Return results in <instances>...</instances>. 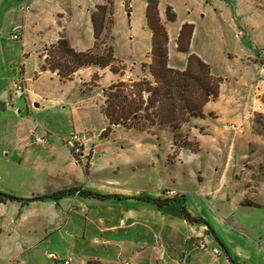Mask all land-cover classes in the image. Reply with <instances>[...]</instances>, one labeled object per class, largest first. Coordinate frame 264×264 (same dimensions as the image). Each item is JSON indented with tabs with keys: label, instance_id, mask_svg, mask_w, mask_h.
Instances as JSON below:
<instances>
[{
	"label": "crops",
	"instance_id": "0c3cea01",
	"mask_svg": "<svg viewBox=\"0 0 264 264\" xmlns=\"http://www.w3.org/2000/svg\"><path fill=\"white\" fill-rule=\"evenodd\" d=\"M261 1L233 0L229 4V9L225 7V16H222L218 14V10L215 8L216 2L213 0H157L158 17L168 37L167 66L175 70H183L188 56L192 54L206 63L210 74L219 79L217 97L204 105L202 117L196 119L209 118L222 126L240 124L241 128L234 131L221 129L225 133L231 132L232 138L239 141L238 151L242 154L239 161L248 158L246 153H243L244 146L249 143L248 136L251 133L260 135L251 125L254 115L250 116L246 124L242 121L243 115L255 109L264 113V64L258 60L259 58L253 56L254 52H250L252 49L258 50L262 44L250 45V39L256 27L248 16L242 15L244 12L241 13L240 8H246L251 14H253L252 11L258 9V12L254 14H259L264 9V1ZM139 2L138 5L136 0H111L108 2L110 8L107 14L112 19L120 12H126V15L130 16L133 13V8L140 6L150 42V31L145 21L146 1L139 0ZM252 5L255 7L254 9ZM97 6L105 8V0H0V29H6L8 37L13 29L21 27L19 30L21 51L32 42L35 49L36 45L38 46V51L35 50L34 53L37 58L39 55H43L44 51L55 43L60 35L66 38L74 50L85 51L94 46L92 14L96 12ZM106 10L107 8H105ZM167 14L172 15L171 20L167 18ZM107 18L104 12V21ZM224 25L230 28L235 40L239 41V35L242 33L247 36L249 41L245 44L246 47L242 41L236 42L241 52L228 51V56L221 52V59L219 56L218 59L220 62L223 61V69H220L219 64L216 66L217 51L213 48L215 46L207 39L213 34L223 35ZM198 33L202 34L199 36L200 40L197 39ZM107 44L111 45V41ZM180 56L181 58H179ZM175 58H178L181 63L177 64ZM228 59L232 60V65H226L229 63ZM38 61L39 66L42 59L38 58ZM119 61L122 60L119 59ZM147 63L149 60L145 64ZM128 66L131 69L136 67L135 64ZM139 71L141 69L135 74L127 73L131 77V81L135 80L134 76ZM40 72H49L59 79L55 72L47 70ZM95 72H99L102 79L108 72L111 77L116 75L112 74L108 68L84 67L76 71L71 80L61 81L59 79L57 86H63L65 82L76 81L78 94L81 98L77 101V107L90 108L91 104L88 102L98 99L103 89L101 88L96 95L85 94L82 85L89 81L90 76ZM141 73H148L147 69L145 68V72ZM144 74L143 76L146 77ZM125 75L118 79L124 80ZM49 80L52 81L51 78ZM101 102L99 100L98 104H93V106H98L95 107L97 108L95 110H98L97 115H101L100 117L105 120L100 110ZM60 104L61 106L67 105L61 100ZM34 106L37 107L38 104L34 102ZM77 107H71L69 111L64 112L68 113V116L75 115L76 119L79 110ZM70 121L73 124L71 118ZM41 123L44 125L43 127L40 128L37 125L30 131L31 137L32 134H35L36 129L41 131V135H46L45 133L51 135L53 129H48L46 123ZM217 128L214 127L213 130L217 131L219 129ZM113 129H118V126ZM127 130H135L154 138L153 135L145 131ZM164 131L170 135L167 129ZM189 134L201 146L204 145L203 139L209 138L210 130L198 127L191 130ZM95 136L96 134H91V136L84 135L81 138L83 150L80 157L87 156L88 161L81 160L77 164H86L85 169L97 165L93 159L96 152L95 149L93 152V147H95L99 135L97 138ZM53 142L55 143V141ZM55 150L56 148H53V151ZM15 151H17V147ZM108 163L112 166V162ZM99 165L98 168L103 167L106 163ZM70 166L73 168V173L80 174L78 166L72 163ZM154 167V162H152V168L154 169ZM61 168L62 170H57L59 173H72L70 169ZM80 176L81 174L78 177ZM239 177L235 175V182L230 185V188L235 190L234 192H224L220 182H217L214 189L208 190L204 183H197L193 181V178H188L187 188H183L174 179H171V182L166 184H164L165 180L155 181L157 184L152 189L149 187L155 182L145 184L146 188H137L134 190L135 192H124L123 194L118 191L120 187L116 180L96 182V180L88 178L83 183L84 186L81 187V182L73 179L65 181L66 184L64 183L65 185L62 186L48 185L44 190L32 188V190L20 194L11 190L9 183H3L0 185V193L12 195L18 199H7L0 202V242L3 240L4 233H6L7 239H10L11 233L8 229L10 225L14 231L24 230L28 235L34 233L32 236L23 238L26 240L25 243H37L44 240L49 243L52 233L64 230L67 235H70L77 229L82 231L83 236L87 231L99 234V239H96L94 243L103 246L106 252L98 253L95 258L91 257L90 260H98L102 264H110L109 261L112 259L118 260L115 264H125L126 262L156 264L161 259L166 264H264V246L260 242L261 233L256 231L253 226L249 227L243 223L248 215L239 213L251 212V210L262 206L261 203L256 202L255 198L260 188V182L255 184L257 185L254 186L256 191H253V188L249 189L245 186L252 182L251 179ZM245 179L246 181H243ZM121 187L131 189L125 184ZM76 188L87 194L82 195L74 192L73 190ZM67 189H73V192L58 199H39L40 196ZM165 189L179 190L181 194L178 200L167 201L161 205L152 202L154 199L165 200L162 194ZM139 193L144 196L138 197ZM180 205L196 221L188 222L180 212ZM115 234H118V240L115 239ZM200 243L204 244V248L199 247ZM20 245L19 243L16 247L18 253L22 251ZM27 247L29 246H25L24 249ZM214 248L219 251L216 256L212 254ZM50 257L54 261L56 260V264H63L66 259H70L68 264H72L73 261L68 257L58 262L55 253L50 254ZM85 263L84 260L78 259L75 262V264Z\"/></svg>",
	"mask_w": 264,
	"mask_h": 264
},
{
	"label": "rangeland",
	"instance_id": "374dc122",
	"mask_svg": "<svg viewBox=\"0 0 264 264\" xmlns=\"http://www.w3.org/2000/svg\"><path fill=\"white\" fill-rule=\"evenodd\" d=\"M136 1L139 5V0ZM213 1L216 2L215 8L218 10V14L225 16L224 9L225 7L229 9V4L233 0ZM108 2L111 0H105V8H107L105 16L111 20L112 18L107 14L110 8ZM252 8L255 7L252 5ZM240 11L241 13L244 12L242 15L248 16L256 27L250 39V45H263L264 9L259 14H254L258 12V9L254 12L251 10L253 14L249 13L246 8H240ZM112 21V39L110 41L114 57L118 63L114 64V67H121L119 77L118 73L111 77L108 72L102 79L100 73L95 72L90 76V80L82 85L85 94L96 95L101 88L107 89L118 82L129 83L118 78L129 72L135 74L140 69L141 71L134 76L135 80L130 83L141 80L151 81L148 73H141L145 72L146 67H140L141 63H146L149 60L150 43L141 7L135 6L130 16H127L126 12L117 13ZM201 35L198 33V40H200L199 36ZM30 37L33 36L30 35ZM239 38L244 46L249 41L247 36L242 35V33ZM207 40L215 46L213 48L217 51L216 66L219 64L220 69H223V61L220 62L218 59V56L219 58L220 55L222 56L221 52L225 56L229 55L228 51L241 52L236 45V42L239 41L235 40L230 28L225 25L223 35L213 34ZM207 40L206 42H208ZM110 41L107 40V42ZM31 43L21 51L20 41L9 40L6 29H0V185L9 183L11 190L20 194L32 190V188L44 190L48 185L62 186L66 184L65 181L73 179L80 181L81 187H83V183L91 178L96 182L116 180L120 187L118 191L123 194L124 192H135L134 190L137 188H146L147 185L145 184L155 181L165 180L164 184L170 183L171 179L185 188L188 178H193V181L197 183H204L208 190L214 189L217 182H220L224 192H234L235 190L230 188V185L235 182L234 176L237 175L241 178L244 175L243 177L252 181L247 180L251 183L245 186L249 189L253 188V191H256L254 186L257 185L255 184L260 182V188L255 198L257 199L256 202L261 203L262 206L251 210V212L239 213L248 215L243 223L249 227L253 226L256 231L261 233L260 242L264 246L263 112H258L255 109L245 114L254 115L251 125L260 135L251 133L248 136L249 143L244 146L245 151L243 152L248 158L242 161H239L242 155L238 151L239 141L237 142L236 138H232L231 132H223L221 130L222 125L209 118L201 120L193 117L180 126L179 131L187 137L189 142H195L189 134L191 130L198 127L210 130L209 138L203 139L204 145L200 146L197 142L198 149L196 152L181 151L176 148V152H173L171 134L169 135L164 131L168 130L166 126H162V129L153 127L149 133L154 138L135 130H127L121 126H118L116 130L112 128L114 132L100 136L107 123L100 117L101 115H97L98 110L96 111L97 108L95 107L98 106L94 107L93 104H98L99 100L104 99L101 92L98 97L99 100L93 99L88 102L92 105L90 108L77 107V101L81 99L78 94L77 82H65V85L57 86L59 79L56 76H52L49 72H40L39 61L37 55L34 54L35 50L38 51V46L36 45L35 49ZM262 45L258 50L252 49L250 52H254L253 56L259 58L258 60L264 64V45ZM45 56L46 51H44L42 59ZM118 58L122 61H119ZM175 60L177 64L181 63L178 58ZM228 62L226 65L233 64L232 60L229 61L228 59ZM129 64H135V69L129 68ZM50 78L52 81L49 80ZM18 82H21L26 90V94L21 97L12 94L15 83ZM60 100L67 105L61 106ZM34 102L38 104L37 107L34 106ZM73 103L74 105H72ZM74 106L79 108L76 119L75 115L68 116V113H65L66 110L69 111V108ZM41 122L46 123L48 129H53L51 135L45 133L49 140L47 147H37L31 144L30 131L37 125L40 128L43 127ZM236 125L239 127L238 129L241 128L240 124ZM214 127L219 129L213 130ZM75 129L77 130L73 132ZM71 133L79 134L80 138H83L84 135L91 136V134H96L95 138H97L99 135L96 145L93 147V152L94 149L96 150L93 159L97 165L85 169L86 164H77L66 144ZM35 134L41 135L42 133L36 129ZM16 147L17 151H15ZM53 148L56 150L53 151ZM86 157L81 156L79 162L81 160L88 161ZM108 162H112V166ZM152 162H154V169ZM70 163L79 167L80 177H78L80 174L73 173ZM100 163H106V165L98 168ZM61 167L66 170L70 169L72 173H59L57 170H62ZM124 184L131 189L122 188L121 185ZM156 184L157 182L149 188H154ZM144 192L147 193V191ZM140 196L144 195L139 193L138 197ZM8 229L11 233L10 239H7V235L4 233L3 240L0 242V264H56V260L54 261L50 257V254L53 253L57 255L58 262L70 257L73 260L72 264H75L76 259L86 262L91 257L95 258L98 253L106 252L103 246L94 243L96 239H99V234L95 232L87 231L83 236L82 231L77 229L70 235H67V232L63 230V232L52 233L49 243L46 240L37 243H25L26 240L23 238L32 236L34 233L28 235L24 230L14 231L12 225ZM115 239L118 240V234H115ZM19 243L22 251L18 253L16 247ZM23 246L29 247L24 249ZM116 262H118L117 259L109 261L110 264Z\"/></svg>",
	"mask_w": 264,
	"mask_h": 264
},
{
	"label": "trees",
	"instance_id": "16d2710c",
	"mask_svg": "<svg viewBox=\"0 0 264 264\" xmlns=\"http://www.w3.org/2000/svg\"><path fill=\"white\" fill-rule=\"evenodd\" d=\"M145 1V21L150 31V61L147 64L142 63L140 67H146L151 81L118 82L102 90L104 99L100 110L107 126L101 132V136L112 132L115 126L148 133L153 127L162 129V126H166L171 134L173 152H176L175 148L196 152L197 142H189L179 131L180 126L190 118L202 117L204 105L217 97L220 81L210 74L206 63L192 54L188 56L183 70L167 66L168 37L158 17L157 0ZM104 12V6H97L96 12L92 14L95 38L92 48L76 51L70 47L66 38L60 35L58 40L45 50V58L42 59L43 55H39L38 58L42 59L39 71L55 72L61 81L71 80L75 72L84 67L108 68L112 74L119 73L121 67H114V64L118 63L111 45L107 44V40H111L112 20L107 18L104 21ZM167 18L171 20L172 15L167 14ZM72 190L56 191L40 196L39 199H58L73 191L82 195L87 194L78 188ZM179 196L165 198L163 201L154 199L152 202L161 205L167 201H177ZM7 199L18 198L0 193V202ZM180 212L188 222L196 221L182 205ZM85 264L102 263L98 260H88Z\"/></svg>",
	"mask_w": 264,
	"mask_h": 264
},
{
	"label": "built area",
	"instance_id": "2783aa9c",
	"mask_svg": "<svg viewBox=\"0 0 264 264\" xmlns=\"http://www.w3.org/2000/svg\"><path fill=\"white\" fill-rule=\"evenodd\" d=\"M20 29H21V27L13 29L11 31V33L9 34L8 39L11 41L21 40V34L19 32ZM124 81L132 82L131 77L128 74H126L124 76ZM12 94L14 96H17V97H21V96L25 95L26 90L24 88V85L21 82L15 83V86L12 90ZM250 116H252V115H243V120H242L243 123L247 122L248 117H250ZM222 127H223V129H228V130H232V131L237 130L239 128L235 124H227V125H223ZM31 144L35 145L37 147L47 146L48 145L47 135L32 134ZM66 144L69 146L74 160L76 162H78L80 155H82L83 140L79 137V135L77 133H71V134H69L68 139L66 140ZM162 194L164 195L165 198H170L173 196H179L181 193L175 189H165V190H163ZM199 247L204 248V244L200 243ZM218 252L219 251L217 248L212 249V254L214 256H216L218 254ZM69 261H70V259H66L65 261H63V264H68ZM125 264H131V263L126 262ZM156 264H166V263L163 259H161Z\"/></svg>",
	"mask_w": 264,
	"mask_h": 264
}]
</instances>
